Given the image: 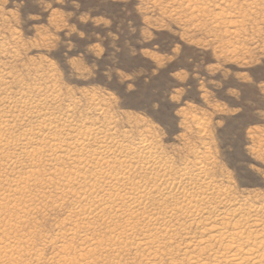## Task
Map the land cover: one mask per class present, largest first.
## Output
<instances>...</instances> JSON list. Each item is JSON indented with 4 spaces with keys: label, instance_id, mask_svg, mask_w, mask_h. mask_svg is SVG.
Segmentation results:
<instances>
[{
    "label": "rangeland",
    "instance_id": "1",
    "mask_svg": "<svg viewBox=\"0 0 264 264\" xmlns=\"http://www.w3.org/2000/svg\"><path fill=\"white\" fill-rule=\"evenodd\" d=\"M1 72L47 112L143 132L176 168L204 154L236 195L264 196V0H0ZM63 210L37 216L39 238Z\"/></svg>",
    "mask_w": 264,
    "mask_h": 264
},
{
    "label": "bare ground",
    "instance_id": "2",
    "mask_svg": "<svg viewBox=\"0 0 264 264\" xmlns=\"http://www.w3.org/2000/svg\"><path fill=\"white\" fill-rule=\"evenodd\" d=\"M1 74L0 264H264V196L236 195L204 154L176 168L143 132L47 112ZM48 210L65 215L42 240Z\"/></svg>",
    "mask_w": 264,
    "mask_h": 264
}]
</instances>
